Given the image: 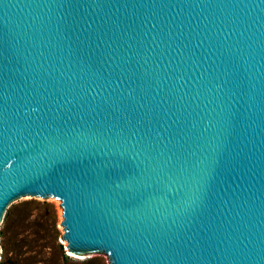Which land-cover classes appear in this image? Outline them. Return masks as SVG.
<instances>
[{
	"label": "water",
	"instance_id": "1",
	"mask_svg": "<svg viewBox=\"0 0 264 264\" xmlns=\"http://www.w3.org/2000/svg\"><path fill=\"white\" fill-rule=\"evenodd\" d=\"M25 197L76 256L264 264V0H0V226Z\"/></svg>",
	"mask_w": 264,
	"mask_h": 264
},
{
	"label": "rangeland",
	"instance_id": "2",
	"mask_svg": "<svg viewBox=\"0 0 264 264\" xmlns=\"http://www.w3.org/2000/svg\"><path fill=\"white\" fill-rule=\"evenodd\" d=\"M6 215L0 226L4 231L0 235L3 251L0 261L3 257L5 264H67L62 251L71 258L68 264H109L104 254L76 256L65 250L59 200L25 197L15 201Z\"/></svg>",
	"mask_w": 264,
	"mask_h": 264
},
{
	"label": "trees",
	"instance_id": "3",
	"mask_svg": "<svg viewBox=\"0 0 264 264\" xmlns=\"http://www.w3.org/2000/svg\"><path fill=\"white\" fill-rule=\"evenodd\" d=\"M8 217V214L6 215V218ZM0 235H4V231L1 230L0 231ZM60 247L62 248V246L60 245ZM3 249H6L5 246L3 245ZM62 256H63V259L64 261L68 264V262L71 261V258L70 256H68L64 251H62ZM0 264H5V262H3V257H2V260L0 261ZM81 264H92L91 262H83Z\"/></svg>",
	"mask_w": 264,
	"mask_h": 264
}]
</instances>
